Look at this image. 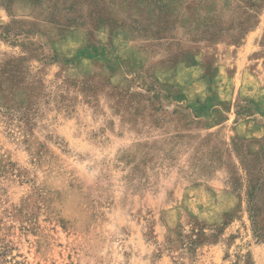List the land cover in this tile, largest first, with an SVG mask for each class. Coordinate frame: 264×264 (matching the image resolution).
Segmentation results:
<instances>
[{
  "label": "rangeland",
  "instance_id": "rangeland-1",
  "mask_svg": "<svg viewBox=\"0 0 264 264\" xmlns=\"http://www.w3.org/2000/svg\"><path fill=\"white\" fill-rule=\"evenodd\" d=\"M0 4V264H264V0Z\"/></svg>",
  "mask_w": 264,
  "mask_h": 264
},
{
  "label": "trees",
  "instance_id": "trees-1",
  "mask_svg": "<svg viewBox=\"0 0 264 264\" xmlns=\"http://www.w3.org/2000/svg\"><path fill=\"white\" fill-rule=\"evenodd\" d=\"M0 1H3V3H7V0ZM141 97L142 96H110V98L114 100L112 105L120 111V114L122 116L123 114H127L130 117L137 114L135 113V110L131 107L135 102L134 99ZM149 98L153 99L154 96H149ZM23 114L26 118L27 114ZM246 173L248 176V185L245 195L249 210V221L251 223L253 236L259 241H261L264 240V203H259L258 196L264 188V169H258L256 171V174H252L248 171Z\"/></svg>",
  "mask_w": 264,
  "mask_h": 264
}]
</instances>
